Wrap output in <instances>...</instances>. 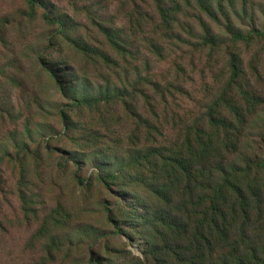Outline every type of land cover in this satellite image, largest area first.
<instances>
[{"label": "rangeland", "instance_id": "1", "mask_svg": "<svg viewBox=\"0 0 264 264\" xmlns=\"http://www.w3.org/2000/svg\"><path fill=\"white\" fill-rule=\"evenodd\" d=\"M43 1L0 0V264H145L175 165L199 263L264 264V0Z\"/></svg>", "mask_w": 264, "mask_h": 264}, {"label": "trees", "instance_id": "2", "mask_svg": "<svg viewBox=\"0 0 264 264\" xmlns=\"http://www.w3.org/2000/svg\"><path fill=\"white\" fill-rule=\"evenodd\" d=\"M23 5L25 6V12L26 15L29 17H36L39 12H41L40 17L43 19L45 23L48 25L55 27H58V32L65 31L66 26L63 20L54 17L50 10L47 8L46 3L43 0H21ZM261 35L258 31H252L249 36L246 38L235 36V39L238 40H250L252 36H259ZM46 71L49 73L50 77L53 79L55 84L57 85V91L59 94L63 97H65V89L63 88V83L59 79L58 75L52 70V67L47 65L45 66ZM73 109L77 110H83L84 106H89L90 102H81L78 100H72ZM66 121L68 120L65 118ZM211 122V121H210ZM259 168L264 169V163H258L257 164ZM176 169V170H175ZM178 173V176L175 178L176 183L175 188L177 189L172 194L167 192V189L165 185L160 187L162 192L157 195L158 197V206L156 208H152L151 210H148L145 217V222L148 224L153 225L155 227V232L153 235L152 242L148 249L145 250L144 255L146 260H148L145 264H204L199 263V258L196 255L197 251H200L202 249L201 244H196L197 237H198V231L196 232V229H201L202 226H199L193 230L191 229V216L188 215V204L187 207L185 206L184 201L187 198V193H191V188L189 187V180L192 176V172L187 176H184L183 170H181V167H177L175 165V168H173ZM187 177V178H186ZM186 178V186H183V190L179 191L178 186L183 183L184 179ZM95 179L99 182V184L102 186V188L109 189L111 186L109 184H106L104 181V178L100 176H95ZM232 174L230 176L225 177L223 186L229 185L231 183ZM74 181L78 185H85L87 180H82L81 177L78 174H74ZM238 194V200L239 195L241 197L242 205L245 203L246 199L242 196L243 191L241 188H235L234 189ZM218 196V195H217ZM181 197V200L177 202V198ZM218 198V197H217ZM184 205V206H182ZM215 209V210H214ZM212 212L211 215V221L214 224V227L217 229V222H216V215H219L217 212L218 210L216 207ZM241 209L243 210L244 214L246 213V209L241 206ZM170 210H176L175 217L172 218ZM161 212L162 217L157 218V213ZM166 215L169 217L168 219L164 216ZM153 218L154 221H150V219ZM171 218V219H170ZM106 221L110 226L114 228V230H117L114 218L111 214H108L106 216ZM161 227V229H160ZM221 234V232H219ZM235 242H231L230 247H233ZM196 244V245H195ZM208 246H211L210 243H208ZM246 252V251H245ZM205 264H209L205 263ZM250 264V263H246ZM258 264V263H257Z\"/></svg>", "mask_w": 264, "mask_h": 264}]
</instances>
